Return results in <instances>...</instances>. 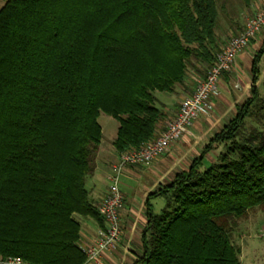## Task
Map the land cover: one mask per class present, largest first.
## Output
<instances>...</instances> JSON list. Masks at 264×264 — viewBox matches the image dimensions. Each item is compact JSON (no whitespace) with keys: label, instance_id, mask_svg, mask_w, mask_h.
<instances>
[{"label":"trees","instance_id":"trees-1","mask_svg":"<svg viewBox=\"0 0 264 264\" xmlns=\"http://www.w3.org/2000/svg\"><path fill=\"white\" fill-rule=\"evenodd\" d=\"M217 17V0L5 1L0 255L83 264L74 215L103 224L85 185L101 138L99 111L118 122L117 153L152 140L166 116L158 96L187 91L189 67L203 77L226 42ZM263 52L250 96L187 169L151 194L165 205L148 209L136 262L240 264L232 229L250 209H264V100L254 85ZM218 144L223 149L203 165Z\"/></svg>","mask_w":264,"mask_h":264},{"label":"crops","instance_id":"crops-1","mask_svg":"<svg viewBox=\"0 0 264 264\" xmlns=\"http://www.w3.org/2000/svg\"><path fill=\"white\" fill-rule=\"evenodd\" d=\"M260 7L261 5H256L253 13ZM263 37V35L259 34L248 46L240 50L234 58L232 69L222 74L219 80L218 93L210 98V112L199 115L185 129L182 136L170 144L166 152L151 161L152 180L138 191H126L119 185L124 197L122 207L119 210V240L114 247L103 251L97 259L85 260L83 264H142L136 261L143 253L142 236L147 223L146 214L149 211L148 209L153 213H158L165 205V198L162 195L151 194L160 187L168 185L175 173L187 169L191 160L200 154L211 136L220 130L235 114L236 106L250 96L253 85L252 65L264 41ZM263 55L264 52L258 56L256 64L259 68ZM187 81L189 84L190 81ZM190 84L193 85L194 83L191 82ZM192 85L188 87L191 88ZM256 86L258 87V84ZM186 93H188V90L180 93V100ZM177 108L178 104L176 105V102L173 101L168 108H165L166 116L157 123V133L164 128L166 121L174 116ZM214 149L216 148H212L204 154L203 165L215 160L207 159L208 155L213 158ZM117 158L118 153L115 150L111 153L105 148L97 149L94 170L88 179V190L96 204L106 193L107 176L110 172V167L117 161ZM125 170L136 175L138 166L128 165ZM159 199L162 200L156 205V201ZM74 218L79 224L77 245L83 249L94 241L98 229L103 224L101 225L90 216L74 215ZM240 255L241 252L239 261Z\"/></svg>","mask_w":264,"mask_h":264},{"label":"built area","instance_id":"built-area-1","mask_svg":"<svg viewBox=\"0 0 264 264\" xmlns=\"http://www.w3.org/2000/svg\"><path fill=\"white\" fill-rule=\"evenodd\" d=\"M264 27V4L261 9L246 17L243 29L228 38L216 55L214 64L204 77L198 80L193 90L184 95L173 117L168 119L164 128L150 141L138 148L120 152L117 161L111 166L107 176L105 195L97 203V211L103 226L98 229L94 241L83 248L86 260H95L100 254L115 246L120 237L119 210L122 206V194L119 189V175L128 165H140L150 162L163 154L170 144L178 140L185 129L199 115L210 108L211 96L218 93L222 74L230 70L237 53ZM0 264H26L20 257L0 255Z\"/></svg>","mask_w":264,"mask_h":264},{"label":"rangeland","instance_id":"rangeland-1","mask_svg":"<svg viewBox=\"0 0 264 264\" xmlns=\"http://www.w3.org/2000/svg\"><path fill=\"white\" fill-rule=\"evenodd\" d=\"M5 1L6 0H0V8L5 3ZM263 4H264V0H248L247 3L244 0H217V9H218L217 23L219 28L217 27L216 31L218 35L222 37V40L224 42L227 41V39L233 35V28L240 26L239 28H241L242 30L246 17L253 14L256 5H261L262 7ZM261 7L257 11H259ZM259 34L264 36V27L256 34V36L253 39L250 40V42H248L246 46H248L251 43V41H253ZM262 48L264 49V41L261 44L260 49ZM259 64H260L259 78L258 81L254 83V85L256 86L258 84L259 96L261 97L262 100H264V55L262 56ZM231 69L232 66L230 70ZM230 70L226 72H229ZM203 77H199V74H197L193 68L189 67V72L186 77V84L188 86L192 85L190 84L191 82L194 84L192 85L191 88L188 87V93H190L193 90L196 82L202 79ZM187 80L190 81L189 84L187 83L188 82ZM181 91L182 90L180 89L176 93L164 94V95L161 93L158 96V100L161 103H164L166 108L170 106L172 101L176 102L177 105L180 102L179 101L180 93L183 92ZM210 110L211 109L209 108L208 111L210 112ZM97 122L100 126V129L102 130L98 148H105L106 150L113 153L114 150L112 147V141L114 139L116 128L118 125L117 120L105 114L104 112L99 111ZM263 122H264V117H263ZM214 148L216 149H214L213 158L209 157V155L207 157V159L211 161L214 160L217 157L220 150L223 149L222 144H218ZM119 154L120 153H118V155ZM151 161L145 164L137 165L138 172L136 175L135 173L127 172L125 170L126 167L125 166L119 175V185H121V187L126 191L129 190L138 191L144 186H146L153 178L152 171L150 170ZM110 172H111V167H110ZM88 179L89 176H87L85 180V185L87 188L89 187ZM123 200L124 197L122 194V204H123ZM161 200L162 199L156 201V205L158 202L160 203ZM231 234H232L233 242L240 248L241 264H264V209L258 207H254L250 209L248 211V215L245 218L239 219L235 228L232 229Z\"/></svg>","mask_w":264,"mask_h":264}]
</instances>
